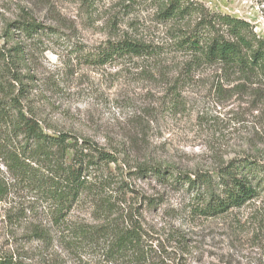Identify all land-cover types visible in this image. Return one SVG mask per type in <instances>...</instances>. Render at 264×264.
Instances as JSON below:
<instances>
[{"label": "rangeland", "instance_id": "374dc122", "mask_svg": "<svg viewBox=\"0 0 264 264\" xmlns=\"http://www.w3.org/2000/svg\"><path fill=\"white\" fill-rule=\"evenodd\" d=\"M195 1L247 21L264 38V0ZM26 25L38 29L27 34ZM125 39L160 47L161 54L104 66L86 61L88 54ZM0 43L21 44L29 54L41 82L36 106L51 132H71L119 159L109 171L116 183L112 200L118 215L132 212L143 221L149 250L161 244L160 254L174 264H264V191L242 209L204 218L190 214L187 185L136 172L151 166L195 178L233 159L264 165V83L226 77L216 67L186 77L187 58L171 47L152 0H0ZM5 171L0 167V177ZM31 200L25 193L0 204L1 256L26 264L107 263L92 250L81 258L58 239L37 242L30 230L39 222L47 225L45 216L12 223L8 216ZM94 213L86 200L72 216L94 224Z\"/></svg>", "mask_w": 264, "mask_h": 264}, {"label": "trees", "instance_id": "16d2710c", "mask_svg": "<svg viewBox=\"0 0 264 264\" xmlns=\"http://www.w3.org/2000/svg\"><path fill=\"white\" fill-rule=\"evenodd\" d=\"M157 18L168 31L171 47L187 58L185 76L204 67L221 68L226 77L256 79L264 83V38L245 20L214 12L195 0H152ZM26 25L27 34L36 32ZM160 47L125 39L107 44L86 61L104 66L118 59L153 58ZM31 58L21 44L0 43V204L12 195L29 194L28 207L8 216L21 224L30 216H44L47 225L32 226L30 236L39 243L56 239L81 258L92 250L106 264H174L172 259L147 248L143 221L132 212L118 215L112 200L116 183L109 174L119 159L91 140L71 132L53 130L39 114L40 81L30 69ZM192 193L191 215L223 216L259 199L264 191V165L254 159H233L214 174L195 178L168 169L143 166L136 171ZM89 200L94 224H80L72 216ZM150 200L149 205H155ZM34 205V207H30ZM95 215V216H94ZM0 264H26L14 255H0Z\"/></svg>", "mask_w": 264, "mask_h": 264}]
</instances>
